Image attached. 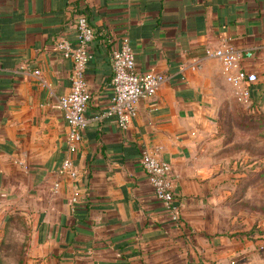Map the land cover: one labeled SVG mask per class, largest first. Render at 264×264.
Wrapping results in <instances>:
<instances>
[{"label": "crops", "instance_id": "1", "mask_svg": "<svg viewBox=\"0 0 264 264\" xmlns=\"http://www.w3.org/2000/svg\"><path fill=\"white\" fill-rule=\"evenodd\" d=\"M79 13L95 38L88 123L70 155L56 104L72 63L55 42H74ZM123 36L138 73L165 76L124 130L103 116ZM223 42L255 53L242 66L259 78L264 0H0V264H207L214 248L220 255L226 237L207 220V145L231 87L207 50ZM143 151L171 166L178 223L154 197ZM65 157L75 179L57 171Z\"/></svg>", "mask_w": 264, "mask_h": 264}, {"label": "rangeland", "instance_id": "2", "mask_svg": "<svg viewBox=\"0 0 264 264\" xmlns=\"http://www.w3.org/2000/svg\"><path fill=\"white\" fill-rule=\"evenodd\" d=\"M254 98L224 90L215 140L207 146V220L226 237L207 264H264V61ZM227 83V82H226ZM228 84V83H227Z\"/></svg>", "mask_w": 264, "mask_h": 264}, {"label": "built area", "instance_id": "3", "mask_svg": "<svg viewBox=\"0 0 264 264\" xmlns=\"http://www.w3.org/2000/svg\"><path fill=\"white\" fill-rule=\"evenodd\" d=\"M72 27L75 31L74 42L65 38H59L55 42V47L62 57L69 59L72 63L69 92L61 95L56 104V108L64 114L67 126V151L70 155H74L77 151L82 139V130L88 123L85 111L90 96L85 80V70L92 57L90 48L94 40L93 30L84 16L77 17ZM254 55L255 53L251 51L238 50L227 42H223L215 49L207 50V57L220 63L224 79L234 89L239 103L250 101L252 88L258 80L256 73L242 66L244 59H249ZM261 56L264 58V50ZM110 62L112 67L111 105L103 116H113L117 126L124 130L135 118L138 102L154 96L165 81V76L151 71L143 73L136 71L135 55L127 36L121 37L118 47L111 52ZM34 74L38 75L39 71H34ZM140 163L148 177L155 199L164 207L168 218L178 223L180 208L172 193L170 164L160 160L155 153L148 151L142 152ZM57 171L72 179H75L77 175L70 157L62 160ZM57 187L56 184L54 190ZM77 199L78 193L75 192L71 197V203H76Z\"/></svg>", "mask_w": 264, "mask_h": 264}, {"label": "trees", "instance_id": "4", "mask_svg": "<svg viewBox=\"0 0 264 264\" xmlns=\"http://www.w3.org/2000/svg\"><path fill=\"white\" fill-rule=\"evenodd\" d=\"M79 16H84V17L86 18V20H87L88 25H89L90 28L93 30V28H92V26L90 25V23H89L87 17H86L84 14H82V13L77 14V17H79ZM77 17H76V18H77ZM93 33H94V30H93ZM94 35H95V33H94ZM94 38H95V36H94ZM252 89H253V91H252V93H251V97L254 98V97H255V96H254V94H255V90L257 89V87H256V86H253Z\"/></svg>", "mask_w": 264, "mask_h": 264}]
</instances>
